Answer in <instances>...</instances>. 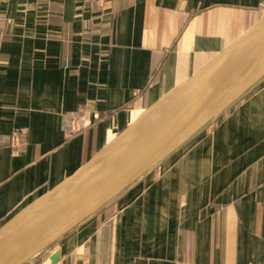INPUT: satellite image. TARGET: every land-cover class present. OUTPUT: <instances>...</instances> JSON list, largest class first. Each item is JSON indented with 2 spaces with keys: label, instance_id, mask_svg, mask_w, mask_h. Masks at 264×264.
<instances>
[{
  "label": "crops",
  "instance_id": "crops-1",
  "mask_svg": "<svg viewBox=\"0 0 264 264\" xmlns=\"http://www.w3.org/2000/svg\"><path fill=\"white\" fill-rule=\"evenodd\" d=\"M264 16V0H0V227ZM57 264H264V82L57 244Z\"/></svg>",
  "mask_w": 264,
  "mask_h": 264
},
{
  "label": "water",
  "instance_id": "water-1",
  "mask_svg": "<svg viewBox=\"0 0 264 264\" xmlns=\"http://www.w3.org/2000/svg\"><path fill=\"white\" fill-rule=\"evenodd\" d=\"M264 82V16L93 158L0 227V264H29L117 202ZM61 260L59 250L51 264Z\"/></svg>",
  "mask_w": 264,
  "mask_h": 264
},
{
  "label": "rangeland",
  "instance_id": "rangeland-1",
  "mask_svg": "<svg viewBox=\"0 0 264 264\" xmlns=\"http://www.w3.org/2000/svg\"><path fill=\"white\" fill-rule=\"evenodd\" d=\"M52 249H53V248H52ZM52 249L48 250L44 255L40 256V257L38 258L37 262H41V261H43V259H44L45 257H48V255H49V253H50V251H51Z\"/></svg>",
  "mask_w": 264,
  "mask_h": 264
}]
</instances>
